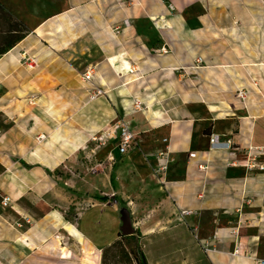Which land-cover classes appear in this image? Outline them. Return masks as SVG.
<instances>
[{
    "label": "crops",
    "instance_id": "crops-1",
    "mask_svg": "<svg viewBox=\"0 0 264 264\" xmlns=\"http://www.w3.org/2000/svg\"><path fill=\"white\" fill-rule=\"evenodd\" d=\"M0 4L27 30L0 56V264H99L133 233L147 264H264V104L237 101L249 82L233 73L264 67V0ZM121 122L134 134L124 154ZM84 156L90 174L69 180L96 199L70 220L50 184Z\"/></svg>",
    "mask_w": 264,
    "mask_h": 264
},
{
    "label": "rangeland",
    "instance_id": "rangeland-1",
    "mask_svg": "<svg viewBox=\"0 0 264 264\" xmlns=\"http://www.w3.org/2000/svg\"><path fill=\"white\" fill-rule=\"evenodd\" d=\"M27 34L26 28L18 21L16 20L10 13L9 11L6 10L5 7H3L0 4V48H2L8 41L13 40L16 37H25ZM260 60H264V56L259 57ZM22 62V61H21ZM261 62V61H260ZM264 62V61H263ZM23 63V62H22ZM263 65H260L257 69H252L250 71H239V72H233L234 74L238 75V79L240 80L241 83H244L243 80H246L249 82V86L246 85V91L245 89H241L247 93V96L249 94H252L253 96H256L259 98L260 103L262 102L264 104V67ZM245 84V83H244ZM229 89V88H227ZM237 90L235 93V97L238 93ZM239 101L238 99H236ZM142 102V101H141ZM241 103V102H240ZM264 108V107H263ZM80 163H82V168L81 170L80 167H68L62 165L56 175H65L67 176L66 178L68 179L67 182H62V181H57L53 180V182L50 184L51 188H56V189H64L66 193L68 194L67 197H65V200L63 201L65 203V207L63 208L66 210V217L70 220L76 219L79 217L80 214H82L87 208H89L91 205L95 203V199L93 196L88 194V190H83L80 192V190L74 189V184L72 183L71 180L73 177H76L77 180L84 178L85 174H90V170L92 165V160L91 157H85L81 158ZM80 177V178H79ZM85 185H88L87 182H84ZM63 200V199H62ZM67 243V241L65 242ZM68 244V243H67ZM134 247V243L130 242L125 243V248L126 251H129L131 247ZM80 251V249H79ZM84 250L83 253V259H86V255ZM101 253L100 252V259H99V264L101 260ZM91 255V254H90ZM110 256L109 259L111 258V255H117V250H111L110 253H108ZM120 258V254H118ZM116 258L115 261H118V264H128L122 259ZM92 258V257H91ZM92 260V259H91ZM107 264H113L112 259L108 261Z\"/></svg>",
    "mask_w": 264,
    "mask_h": 264
},
{
    "label": "built area",
    "instance_id": "built-area-1",
    "mask_svg": "<svg viewBox=\"0 0 264 264\" xmlns=\"http://www.w3.org/2000/svg\"><path fill=\"white\" fill-rule=\"evenodd\" d=\"M163 52V50H162ZM21 61L23 62V66L25 67V69L29 72L34 71L37 67H38V60L37 58L33 57V56H23L21 58ZM199 61V60H198ZM82 79L85 83H89L90 79H91V74L90 72H85L82 76ZM98 94V92H97ZM246 92L243 90L238 91L236 98L241 102L244 103L246 100ZM30 104H32V102H30ZM144 109V105L141 102V100H139L138 98H135L132 101V114H136L141 112ZM116 137L119 141L118 144V151L120 154H124L129 148L132 147V143H133V139H134V134L132 133V127L126 123V122H121L118 124V126L116 127ZM166 140H163V143H165ZM211 145H217L220 148L223 149H229L230 145L229 144H223V143H219L218 140L216 139V137H213L210 140ZM258 155L264 154V151L262 148H258V149H254ZM190 157H194V155L190 154ZM155 160H156V166H155V173L156 174H163L167 171L169 164L171 163V158L169 156V152L168 150L165 148L164 150H160L156 153L155 156ZM10 204V199L8 197H3L0 200V206L1 208H7ZM183 214H189L187 212H183ZM232 235L234 237H237V230H233L232 231ZM197 239V236H196ZM201 248L203 250V252L205 254H207L210 251H213L212 248V244L209 241H204L201 244ZM236 252V251H235Z\"/></svg>",
    "mask_w": 264,
    "mask_h": 264
},
{
    "label": "trees",
    "instance_id": "trees-1",
    "mask_svg": "<svg viewBox=\"0 0 264 264\" xmlns=\"http://www.w3.org/2000/svg\"><path fill=\"white\" fill-rule=\"evenodd\" d=\"M22 39L23 37H16L13 40L8 41L2 48H0V56L7 53ZM136 236L137 235L134 233L131 235L120 234L112 244L102 250L100 264H107L111 259L113 264H118V261H115L119 256L118 254H120V258H118L124 260L128 264H147ZM130 242L134 243V247L131 246L133 248L126 251L125 243L129 244ZM111 250H117V255H111V258L109 259L110 256L108 253H110Z\"/></svg>",
    "mask_w": 264,
    "mask_h": 264
},
{
    "label": "bare ground",
    "instance_id": "bare-ground-1",
    "mask_svg": "<svg viewBox=\"0 0 264 264\" xmlns=\"http://www.w3.org/2000/svg\"><path fill=\"white\" fill-rule=\"evenodd\" d=\"M59 245V244H58ZM60 247V246H59ZM91 253L86 251L85 255H86V259H83V262H87V263H91L92 261L90 260L92 255H90Z\"/></svg>",
    "mask_w": 264,
    "mask_h": 264
},
{
    "label": "water",
    "instance_id": "water-1",
    "mask_svg": "<svg viewBox=\"0 0 264 264\" xmlns=\"http://www.w3.org/2000/svg\"><path fill=\"white\" fill-rule=\"evenodd\" d=\"M124 235H126V234H124Z\"/></svg>",
    "mask_w": 264,
    "mask_h": 264
}]
</instances>
